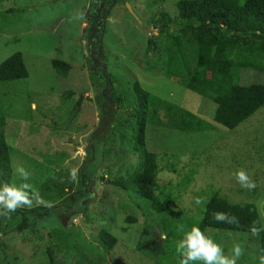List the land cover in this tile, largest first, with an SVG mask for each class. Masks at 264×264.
Returning a JSON list of instances; mask_svg holds the SVG:
<instances>
[{"label":"rangeland","instance_id":"374dc122","mask_svg":"<svg viewBox=\"0 0 264 264\" xmlns=\"http://www.w3.org/2000/svg\"><path fill=\"white\" fill-rule=\"evenodd\" d=\"M177 1L0 0V62L22 52L29 69L28 78L0 83L13 166L9 184L21 182L14 169L22 166L45 202H56L50 199L49 182L66 188L65 200L38 228L0 233V264H47V246L57 264H180L176 243L198 226L203 203L195 201L213 190L233 201L255 202L264 218V107L233 130L217 123L203 133L147 128L148 147L159 155L157 193L169 191L174 197L164 213L154 211L131 187L127 192L109 181L128 177L138 162V155L119 141L115 114L104 118L114 109L105 95L109 76L130 85L137 81L215 123L212 100L144 66L147 39L157 33L153 18L163 10L175 16ZM54 59L70 65L66 75L54 67ZM260 79L249 71L241 76L243 83ZM71 170L75 179L69 177ZM237 170L245 171L255 187H242ZM71 194L77 196L75 208L66 200ZM55 215L66 230L58 228ZM105 226L118 238L109 249L99 233ZM204 233L228 256L239 244L236 264H259V240L250 233L214 228Z\"/></svg>","mask_w":264,"mask_h":264},{"label":"trees","instance_id":"16d2710c","mask_svg":"<svg viewBox=\"0 0 264 264\" xmlns=\"http://www.w3.org/2000/svg\"><path fill=\"white\" fill-rule=\"evenodd\" d=\"M176 7L175 16L163 10L153 18L152 25L157 33L147 39L144 66L212 100L216 104L215 123L155 95L137 81L130 85L116 75L108 77L110 87L105 93L114 109L112 113L111 108L104 118L110 120L111 114H115L113 128L117 127L119 141L127 144L128 152L138 155V162L131 167L128 177L109 181L127 192L131 187L158 213H164L174 197L169 191L157 193L159 155L148 147L147 128L203 133L215 130L217 123L233 130L264 107V0H178ZM52 64L63 75L70 70V65L60 59H54ZM245 71L259 73L261 79L243 83L241 76ZM28 76L29 69L22 52H15L0 62V83ZM6 126L7 114L0 102V184H9L13 171ZM48 184L47 189L52 193L50 199L56 202H49L48 198L44 204L18 208L7 218H0V233L9 230L26 232L34 225L39 226V221L50 215L51 208L65 200V185L54 180ZM76 198L71 194L66 200L75 208ZM199 200L203 203V211L198 227L203 232L214 228L253 235L250 228L254 226L259 229L253 235L259 240L258 255H264V218L259 205L233 201L219 190H213L207 199L200 197ZM215 212L235 217L236 222L215 221L212 216ZM171 214L179 215L174 211ZM134 216L129 214L132 221H125L135 222ZM55 217L58 228L66 230L61 217ZM171 225V233H175L177 224L172 220ZM99 233L107 249L116 244L118 238L108 227ZM46 254L47 264H57L53 249L47 246Z\"/></svg>","mask_w":264,"mask_h":264},{"label":"clouds","instance_id":"9594fccd","mask_svg":"<svg viewBox=\"0 0 264 264\" xmlns=\"http://www.w3.org/2000/svg\"><path fill=\"white\" fill-rule=\"evenodd\" d=\"M14 174L21 181L19 184H0V218H7L9 213H15L21 206L31 208L34 202L36 205L45 203L38 190L27 182L30 174L24 167H16ZM69 177L70 179H75L76 171L71 170ZM235 178L242 187L248 189L255 187V184L249 180L243 170H237ZM195 202L197 204L201 203L199 199ZM212 216L218 222H236L235 217H228L223 212H215ZM250 231L253 235H256L259 229L253 226ZM161 238L165 237L162 235ZM175 251L180 256V264H193V262H202V264H236V260L241 255L239 244L233 245L231 256L225 255L221 246L196 225L184 232L182 238L176 243ZM259 264H264V255L259 257Z\"/></svg>","mask_w":264,"mask_h":264},{"label":"water","instance_id":"95a60500","mask_svg":"<svg viewBox=\"0 0 264 264\" xmlns=\"http://www.w3.org/2000/svg\"><path fill=\"white\" fill-rule=\"evenodd\" d=\"M127 7L129 8L130 12L139 20V17L137 16V14L134 12V10L132 9L131 5L129 3H127Z\"/></svg>","mask_w":264,"mask_h":264}]
</instances>
